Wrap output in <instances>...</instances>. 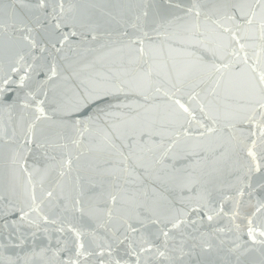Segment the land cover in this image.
<instances>
[{"label":"snow or ice","instance_id":"1","mask_svg":"<svg viewBox=\"0 0 264 264\" xmlns=\"http://www.w3.org/2000/svg\"><path fill=\"white\" fill-rule=\"evenodd\" d=\"M0 264H264V0H0Z\"/></svg>","mask_w":264,"mask_h":264},{"label":"water","instance_id":"2","mask_svg":"<svg viewBox=\"0 0 264 264\" xmlns=\"http://www.w3.org/2000/svg\"><path fill=\"white\" fill-rule=\"evenodd\" d=\"M4 2H5V4H8V3H9V0H4ZM4 19L6 20V19H7V17L5 16V17H4ZM4 118H5V119H7V117H6V116H5ZM102 126H103V125H101V127H102Z\"/></svg>","mask_w":264,"mask_h":264}]
</instances>
